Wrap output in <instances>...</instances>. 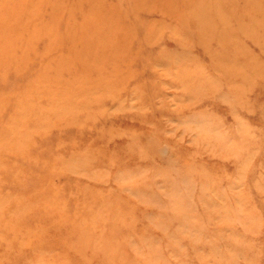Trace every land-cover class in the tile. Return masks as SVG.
<instances>
[{
    "label": "rangeland",
    "instance_id": "1",
    "mask_svg": "<svg viewBox=\"0 0 264 264\" xmlns=\"http://www.w3.org/2000/svg\"><path fill=\"white\" fill-rule=\"evenodd\" d=\"M0 264H264V0H0Z\"/></svg>",
    "mask_w": 264,
    "mask_h": 264
}]
</instances>
